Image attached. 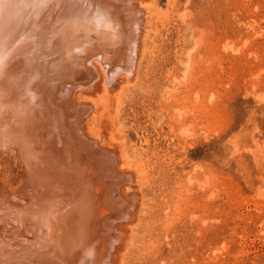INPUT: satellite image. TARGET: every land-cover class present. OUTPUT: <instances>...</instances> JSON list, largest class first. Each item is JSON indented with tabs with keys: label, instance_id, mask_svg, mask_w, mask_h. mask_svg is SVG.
Segmentation results:
<instances>
[{
	"label": "bare ground",
	"instance_id": "6f19581e",
	"mask_svg": "<svg viewBox=\"0 0 264 264\" xmlns=\"http://www.w3.org/2000/svg\"><path fill=\"white\" fill-rule=\"evenodd\" d=\"M141 1L0 0V264H119L149 147L120 131Z\"/></svg>",
	"mask_w": 264,
	"mask_h": 264
},
{
	"label": "rangeland",
	"instance_id": "374dc122",
	"mask_svg": "<svg viewBox=\"0 0 264 264\" xmlns=\"http://www.w3.org/2000/svg\"><path fill=\"white\" fill-rule=\"evenodd\" d=\"M141 2L120 131L149 147L119 264H264V0Z\"/></svg>",
	"mask_w": 264,
	"mask_h": 264
}]
</instances>
